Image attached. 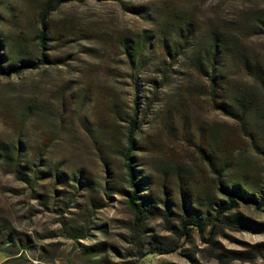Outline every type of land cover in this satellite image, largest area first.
<instances>
[{"label":"rangeland","instance_id":"rangeland-1","mask_svg":"<svg viewBox=\"0 0 264 264\" xmlns=\"http://www.w3.org/2000/svg\"><path fill=\"white\" fill-rule=\"evenodd\" d=\"M43 2L0 0L1 65L46 56L0 76V232L10 239H0V264L129 260L122 152L131 115V165L153 205L145 251L178 246L138 264H264V205L237 201L212 245L196 230L176 235L180 192L213 214L224 199L218 179L256 200L264 187V0H68L50 16L41 49ZM177 11L200 39L214 29L227 39L213 93L167 39L166 15Z\"/></svg>","mask_w":264,"mask_h":264},{"label":"trees","instance_id":"trees-1","mask_svg":"<svg viewBox=\"0 0 264 264\" xmlns=\"http://www.w3.org/2000/svg\"><path fill=\"white\" fill-rule=\"evenodd\" d=\"M68 0H44L39 11V21L42 24V30H40L36 36L38 45L41 49L45 48V37H46V25L53 12L57 8L66 3ZM169 20V42L172 45L174 54L181 59L188 61L189 65L195 71L196 75L204 78L208 81V89L210 93L215 91L216 85L218 83L217 75L219 71L221 57L223 56V51L228 49L222 47L227 44V39L224 38L221 32L217 30H211L206 39H200L198 36V31L194 21L181 11L174 12L172 14L166 15ZM165 41H168L164 39ZM226 46V45H225ZM145 47V45H144ZM224 49V50H223ZM146 48H144V51ZM127 56L131 60L132 52L127 51ZM2 55L0 54V60ZM46 62V56L41 52V57L36 61L31 60L21 61L18 65H8L6 67L1 65L0 62V76H13L19 75L25 70H32L39 67ZM132 62V61H131ZM127 135L125 138V148L122 152L125 167L127 169V176L129 179V184L132 188L131 193L128 196V206L133 213V221L130 227V240L129 244L131 246V252L129 260L116 263V264H138V262L145 256L149 254H154L155 252L159 255L175 253L178 249L177 243L173 245H163L162 247L150 249L145 251V242L143 239V227L144 223L148 218V213L151 211L153 205L144 196H141L142 183L141 181H136L134 170L132 168V153L134 150V136L136 134L137 128V118L135 115L129 116L128 119ZM19 154V153H18ZM205 156H210L209 153ZM209 161V160H208ZM209 165L215 169V165L209 161ZM216 170V169H215ZM42 173V172H38ZM37 176V171H35V178ZM218 190L224 197L223 200L218 201L214 209L213 214L206 211L204 214L199 210L193 209L187 200L188 196L184 195L182 192V203L180 206L181 216L178 221V231L176 235L179 238L186 240L190 237L192 231L196 230L200 238L209 245H212L214 239L219 235L224 228L231 227L230 218L226 213H230L234 208L237 207V201H241L246 205L255 204L256 209H261L264 205V187L259 190L258 199L254 198V195L248 193L247 190L236 185H231L228 187L224 181L218 179ZM187 197V198H186ZM166 222H169L170 211L166 210L163 214ZM0 232V239L7 241L4 244L10 243L9 237L3 238ZM0 251H6L0 242ZM21 250L16 249L15 253H19Z\"/></svg>","mask_w":264,"mask_h":264}]
</instances>
